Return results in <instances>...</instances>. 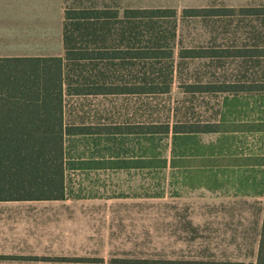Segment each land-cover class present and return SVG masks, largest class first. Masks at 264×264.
Instances as JSON below:
<instances>
[{"label":"trees","instance_id":"16d2710c","mask_svg":"<svg viewBox=\"0 0 264 264\" xmlns=\"http://www.w3.org/2000/svg\"><path fill=\"white\" fill-rule=\"evenodd\" d=\"M80 5L65 7L62 56L0 58V201L65 200L67 141L95 133L66 123L65 98L169 95L178 72L180 25L191 20L204 23L208 37L190 46L182 42L181 62L234 61L237 75L222 82L206 81L210 72L187 79L181 66V89L224 95V110L215 122L147 121L116 129L144 142L140 160H129L127 167L162 172L181 168L190 186L217 187L223 184L220 174L245 192L264 193V153L232 157L229 146L235 135H264V6L186 8L179 15L174 8ZM97 130L111 134L108 128ZM206 134L218 135L217 141L201 143ZM170 137L169 165L150 146ZM256 264H264V220Z\"/></svg>","mask_w":264,"mask_h":264},{"label":"crops","instance_id":"0c3cea01","mask_svg":"<svg viewBox=\"0 0 264 264\" xmlns=\"http://www.w3.org/2000/svg\"><path fill=\"white\" fill-rule=\"evenodd\" d=\"M65 7V0H0V58L45 57L24 52L57 43L64 49ZM236 140L229 144L232 157ZM94 159L83 161L89 169H112L102 156ZM169 170L197 195L71 199L67 191L65 200L0 201V264H125L113 259H125L130 242L140 241L153 242L155 261L256 264L264 206L254 220L248 199L237 196L249 192L237 183L219 174L220 186H190L181 168Z\"/></svg>","mask_w":264,"mask_h":264},{"label":"rangeland","instance_id":"374dc122","mask_svg":"<svg viewBox=\"0 0 264 264\" xmlns=\"http://www.w3.org/2000/svg\"><path fill=\"white\" fill-rule=\"evenodd\" d=\"M80 6H111L118 8H174L181 15L186 8H205L211 6L246 7L264 6V0H65L66 7ZM208 37L204 23L199 21H188L181 23L179 29L178 45L176 50L177 74L172 92L166 96L153 98L141 97H66L65 98V118L69 126L83 127L96 134L76 136L67 141V191L71 199H104L108 197H123L130 200H156L152 196L163 195L168 199L182 197L185 199L195 191L182 186L180 177L177 180L171 178L172 170H144L137 167L128 169L129 160H140L144 154L140 150L144 142L138 136H125L116 131L124 130L127 125H135L140 122H167L185 120H203L215 122L219 120L220 113L223 112L222 104L224 95L213 94H186L181 89L179 79V69H183L185 78H196L210 72L207 80L224 81L234 80L237 75V63L234 61L214 62L212 64L205 61H182L178 57L179 48L198 44ZM55 44L54 48L31 49L24 53L30 55L62 56L64 49ZM217 66L210 68L209 66ZM181 69V70H182ZM191 74V75H190ZM213 79L211 78V75ZM264 102V101H263ZM263 105V103H262ZM171 117V119H170ZM91 128H94L91 130ZM100 128H108L111 134L99 135L103 133ZM117 129V130H116ZM218 135L206 134L200 141L211 144L216 142ZM141 142V143H140ZM170 137L164 141H157L154 153L172 158V143ZM233 150L237 151V156L251 153H264V135H245L238 137L234 141ZM106 148V150H105ZM210 150H207L208 152ZM96 157L102 165H112L110 170L91 169L84 163H91ZM83 160L87 161L84 162ZM112 160L113 162H111ZM112 163V164H111ZM138 163H136L137 165ZM139 166V164H138ZM176 179V178H175ZM180 180V181H179ZM184 187V188H183ZM247 193H239L237 196L248 199L251 208H247L248 214L252 213L254 220L260 217L264 198L253 193L252 189ZM239 193V194H238ZM179 194L180 196H176ZM200 195V194H198ZM243 195V196H240ZM246 195V196H245ZM151 197V198H146ZM238 214V212H237ZM255 216H254V215ZM239 215V214H238ZM242 216H245L244 214ZM130 242L129 255L125 259H113L118 261H148L162 263L164 261L154 260L152 241ZM138 245V246H135ZM198 258L197 253L193 256ZM193 263H201L194 261Z\"/></svg>","mask_w":264,"mask_h":264}]
</instances>
